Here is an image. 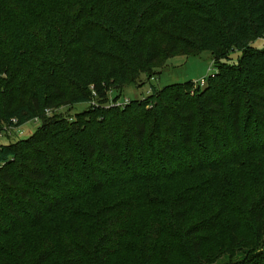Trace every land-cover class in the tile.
Returning <instances> with one entry per match:
<instances>
[{
    "label": "trees",
    "instance_id": "1",
    "mask_svg": "<svg viewBox=\"0 0 264 264\" xmlns=\"http://www.w3.org/2000/svg\"><path fill=\"white\" fill-rule=\"evenodd\" d=\"M258 39L264 0H0V129L41 124L0 145V264H264ZM203 52L206 80L111 102L163 58ZM79 104L74 119L56 114ZM254 158L252 175L219 182ZM205 174L156 211L141 194ZM99 196L113 202L75 210ZM59 214L56 235L31 240Z\"/></svg>",
    "mask_w": 264,
    "mask_h": 264
},
{
    "label": "rangeland",
    "instance_id": "2",
    "mask_svg": "<svg viewBox=\"0 0 264 264\" xmlns=\"http://www.w3.org/2000/svg\"><path fill=\"white\" fill-rule=\"evenodd\" d=\"M253 42V41H252ZM253 45L256 48L262 49L264 48V39H258L254 41ZM238 53H233L231 58L236 63L238 61ZM156 68V69H155ZM154 71L147 75H142L138 79L137 85L127 86L122 90H117L113 92L110 91V99L112 98L111 102L115 99L117 106H123L130 102L131 100H142L148 98L151 94V90L154 87L156 90H160L166 86H170L173 84H181L186 82H199L202 79H207L209 76L216 72V68L214 66L213 57L209 52H203L201 55L196 57H185L182 55H177L173 59H166L163 58L160 60L159 64L153 68ZM88 108V104H79L73 107H61L56 111V114L62 117H66L68 119H74L75 115L79 112H82ZM40 121H32L25 124L23 127L15 130L9 129L6 125H4L3 129H0V145L5 144L8 145L9 143H15L19 140L27 139L30 137L40 126ZM258 165V159L254 158L248 162H245L242 166L237 168L236 175H225L221 174L218 178L219 182L221 180H225L227 182H235V178L238 174L243 172H247L250 176L254 173L256 166ZM224 178V179H223ZM210 182V175L205 174L198 176L195 179H185L180 180L178 182H174L171 184L165 185H158V186H150L144 187L141 190V194L143 197L151 198L152 202L155 203L154 211L158 207L161 209V203H165L168 201H172L181 191L185 190L190 186H195L197 183H202L203 186L205 184H209ZM224 182V181H223ZM222 182V183H223ZM112 196L111 198H114ZM125 200H129L131 198L125 196ZM113 202V199H109L108 197H96L92 199V201H88L87 205L81 206L75 210L78 211L81 215L83 213L90 212L93 214V210L99 209L101 206L108 202ZM170 201V202H171ZM132 202V201H130ZM141 215L135 224H132V232L133 238H129L126 241V245L131 246L132 248H138L140 243L138 242V236L136 233L139 232L140 229L143 228V225L148 222L147 218H150V210L143 208L141 210ZM205 214V209L201 212V215ZM70 218L69 215L66 214H59L54 217L50 222L40 228L39 231L32 230L29 232L31 240H37L40 237L42 238L45 236L46 233H55L56 226L59 222L66 221Z\"/></svg>",
    "mask_w": 264,
    "mask_h": 264
},
{
    "label": "crops",
    "instance_id": "3",
    "mask_svg": "<svg viewBox=\"0 0 264 264\" xmlns=\"http://www.w3.org/2000/svg\"><path fill=\"white\" fill-rule=\"evenodd\" d=\"M2 145V144H1Z\"/></svg>",
    "mask_w": 264,
    "mask_h": 264
}]
</instances>
